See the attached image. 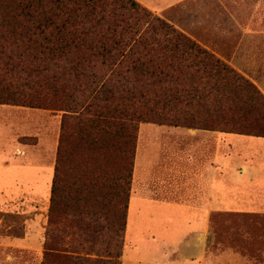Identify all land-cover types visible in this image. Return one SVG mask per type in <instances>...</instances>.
<instances>
[{"label": "trees", "instance_id": "16d2710c", "mask_svg": "<svg viewBox=\"0 0 264 264\" xmlns=\"http://www.w3.org/2000/svg\"><path fill=\"white\" fill-rule=\"evenodd\" d=\"M0 104L62 112L41 264H120L139 123L264 137L260 90L136 0H0Z\"/></svg>", "mask_w": 264, "mask_h": 264}, {"label": "rangeland", "instance_id": "374dc122", "mask_svg": "<svg viewBox=\"0 0 264 264\" xmlns=\"http://www.w3.org/2000/svg\"><path fill=\"white\" fill-rule=\"evenodd\" d=\"M136 1L213 52L252 83L247 75L256 79L255 73L245 71L244 74L227 60L240 45L243 33L264 29V0ZM61 115V111L0 104V264H41L43 260L48 232L51 226H56L49 223V208ZM182 137L168 125L138 124L127 208L116 216V222L120 223V264L129 263L130 240L144 241L145 234L141 232L152 231L154 224L165 218L163 210L156 218L149 219L141 213L138 217L132 205L128 217L129 201L134 194L171 202L194 198L183 194L192 186V169L197 165L186 159L193 155L192 139ZM99 161L108 165L110 178L121 163L118 158L107 161L99 158ZM105 190L102 187L97 194ZM94 198L97 203L99 198L97 195ZM259 202L264 203V197ZM210 218L209 239L218 243L217 248L237 244L249 252L254 247H264V211L212 212ZM177 222L174 221L178 226ZM55 232L61 235L58 229ZM83 238L76 237L74 244L82 242L85 248ZM105 238L96 240L97 249L103 247ZM70 242V236L64 235L59 243L69 250ZM79 254L86 255L83 250Z\"/></svg>", "mask_w": 264, "mask_h": 264}, {"label": "crops", "instance_id": "0c3cea01", "mask_svg": "<svg viewBox=\"0 0 264 264\" xmlns=\"http://www.w3.org/2000/svg\"><path fill=\"white\" fill-rule=\"evenodd\" d=\"M227 61L242 73H255L256 79L246 75L264 94V29L243 33ZM171 127L193 141V155L186 159L197 166L192 169V186L183 194L194 198L171 202L134 194L128 217L132 205L138 217L141 213L156 218L163 210L165 218L154 224L152 231L141 232L145 244L130 240L128 264H264V247L249 252L237 244L217 248L218 243L209 239L212 212L264 211V203L259 202L264 197V137Z\"/></svg>", "mask_w": 264, "mask_h": 264}]
</instances>
